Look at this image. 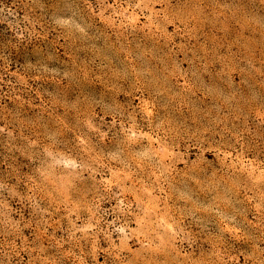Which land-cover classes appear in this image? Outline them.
I'll list each match as a JSON object with an SVG mask.
<instances>
[{
  "label": "rangeland",
  "instance_id": "374dc122",
  "mask_svg": "<svg viewBox=\"0 0 264 264\" xmlns=\"http://www.w3.org/2000/svg\"><path fill=\"white\" fill-rule=\"evenodd\" d=\"M0 264H264V0H0Z\"/></svg>",
  "mask_w": 264,
  "mask_h": 264
}]
</instances>
